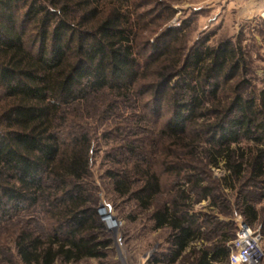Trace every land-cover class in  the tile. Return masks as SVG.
Returning a JSON list of instances; mask_svg holds the SVG:
<instances>
[{
  "label": "trees",
  "instance_id": "trees-1",
  "mask_svg": "<svg viewBox=\"0 0 264 264\" xmlns=\"http://www.w3.org/2000/svg\"><path fill=\"white\" fill-rule=\"evenodd\" d=\"M140 7V0H0V223L39 207L55 223L46 236L26 227L17 231L14 247L25 264L105 257L107 241L93 232L103 225L84 195L91 143L82 107L94 100H102L104 113L112 111V97L155 94L162 84L179 92L162 130L171 142L185 141L193 171L151 212L154 227L168 229L169 261L190 246L193 264H223L231 236L220 233L208 246H196L205 223L219 219L198 212L194 203L209 198L207 207L224 210L219 190L235 189L245 179L264 190V89L246 92L241 49L224 40L183 55L177 44L182 34L174 29L151 41L141 38L147 13ZM235 76L240 79L223 102V83ZM197 110L214 118L195 126ZM200 138L206 146L199 149ZM180 146L174 154L180 163L168 168L175 175L188 156ZM220 161L226 174L217 181L210 165ZM115 169L109 172L114 192L132 193L146 207L158 192V178L137 170L143 182L131 190L132 172ZM240 195L242 213L253 222L256 209L242 190Z\"/></svg>",
  "mask_w": 264,
  "mask_h": 264
},
{
  "label": "rangeland",
  "instance_id": "rangeland-1",
  "mask_svg": "<svg viewBox=\"0 0 264 264\" xmlns=\"http://www.w3.org/2000/svg\"><path fill=\"white\" fill-rule=\"evenodd\" d=\"M140 1V12L147 13L141 23V38L145 36L151 41L171 29L177 30L182 34L177 44L183 55H186L190 47L201 44L214 47L221 41L228 40L242 51L241 63L246 70V92L251 91L258 95L264 89V20L260 17L264 0ZM164 7L167 9L162 12V17H159V12ZM239 79V76H235L223 83V102L232 96V89ZM173 80L175 81V78ZM137 93L134 92L127 101L112 97V111L102 113L103 104L100 99L82 107L83 116L88 114L84 117V127L91 143L89 177L84 195L88 204L94 208L98 221L103 225V228L93 232L97 239L107 241L103 249L105 257H82L76 261L59 258L53 264H193V256L189 253L190 246L175 261L168 260V229L155 228L151 217L152 210L174 194L178 181H183V178L193 171L187 154L189 149L183 144L185 141L174 139L171 142L163 135L162 130L174 115L172 102L179 92L177 88H165V84H162L155 94L146 91L138 93V96ZM208 103L210 101H205L204 105L207 107ZM204 105L201 111L205 110ZM196 114L195 126L203 125L214 118L212 113L200 115L199 110ZM189 124L190 121L186 123V135L192 139L195 131ZM72 132L76 134L75 130ZM204 136L202 133V137ZM200 140L199 149L206 146L205 140ZM243 144L245 146L248 143L243 141ZM179 145L183 147L180 146V151L188 156L183 159L184 167L180 175H175L168 168L172 163H180L174 156ZM127 146H133L137 151L130 152ZM203 162H206L205 158ZM197 166L202 169L204 165ZM119 167L132 172L131 190L138 188L143 182L142 172L137 170H147L158 178V192L152 196L146 207L132 193L118 196L114 192L109 172ZM210 169L211 178L217 181L222 180V176L226 174L222 161L217 166L210 165ZM240 190L242 195L248 196L249 202L256 209V219L253 222L247 221L242 213ZM219 191L226 206L224 210L207 207L209 198L201 199L193 205L198 212L216 214L219 219L205 223V233L196 246H208L220 233L228 234L232 239L237 218L241 216L251 228L260 229L261 247L264 250V190L253 181L245 179L237 184L235 189L223 188ZM54 224L53 218L40 207L37 210L32 208L27 212L21 211L20 214L0 223V264H25L19 259L14 247V236L18 230L26 227L46 236L54 228Z\"/></svg>",
  "mask_w": 264,
  "mask_h": 264
},
{
  "label": "built area",
  "instance_id": "built-area-1",
  "mask_svg": "<svg viewBox=\"0 0 264 264\" xmlns=\"http://www.w3.org/2000/svg\"><path fill=\"white\" fill-rule=\"evenodd\" d=\"M264 20V8L260 10ZM262 235L259 228H251L239 216L234 237L228 242V264H262L264 250L261 247Z\"/></svg>",
  "mask_w": 264,
  "mask_h": 264
}]
</instances>
